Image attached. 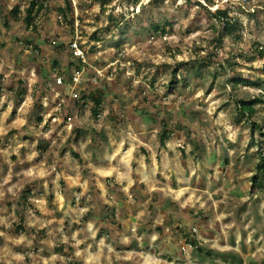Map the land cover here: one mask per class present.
<instances>
[{"label":"rangeland","instance_id":"374dc122","mask_svg":"<svg viewBox=\"0 0 264 264\" xmlns=\"http://www.w3.org/2000/svg\"><path fill=\"white\" fill-rule=\"evenodd\" d=\"M69 1L89 69L76 98L71 27L57 12L65 0L49 1L36 33L22 23L27 0H0V264H264V192L251 190L264 156V56L255 52L264 53V0H213L211 10L232 8L236 32L198 76L186 64L215 34L195 4L204 0ZM41 73L48 93L34 96ZM96 88L109 94L98 118L90 103L72 109ZM254 98L256 114L238 122L235 103ZM165 117L174 133L162 147ZM23 190L32 232L16 235ZM176 227L196 234L195 245Z\"/></svg>","mask_w":264,"mask_h":264},{"label":"trees","instance_id":"16d2710c","mask_svg":"<svg viewBox=\"0 0 264 264\" xmlns=\"http://www.w3.org/2000/svg\"><path fill=\"white\" fill-rule=\"evenodd\" d=\"M141 0H133V6H136ZM205 5H201L198 1H195V4L198 6L199 10L203 13V15H205L207 17V19L213 24L215 31H214V39L211 41V45L212 47L209 49V51H205V55L202 56L201 53H196V55L194 56V58L192 59V61L188 64H186V69L190 70L191 72H193V75L198 76L200 73V68L203 65H207V63H211L213 62L215 59H219L218 58V53L216 52V50H223V39L225 36H231L233 34H235L236 32V20L232 15V8L228 5H218L216 7L215 10H211L212 8H214L215 3L213 0H204ZM28 6H26V8L24 9L25 11V15H24V19L22 20L23 24L26 26V28L34 31V33H36V31L38 30V24L40 21L41 16L45 13H48L49 7H48V3L49 1L47 0H27ZM22 7H20V5L16 6L15 8L12 9L11 14L16 17L19 18L18 21H21V13L24 12ZM72 6H71V2L69 0H65V6L64 8H58L57 12L59 15H61L64 21L69 22L68 24L71 27V36L72 39L69 43V46L72 44V42L74 41V31H75V21L73 19L72 16ZM6 24V23H5ZM169 23H167L168 25ZM6 27L7 24H6ZM152 29L155 33H160V34H165V29L160 28L159 25H153ZM97 33L93 34V40L95 43H97L98 41L95 40ZM95 36V37H94ZM33 44V45H32ZM26 45L27 46H32V49L35 52H38L40 48V46H34V43L30 40L26 41ZM65 46H68L67 44H65ZM79 46V45H78ZM82 49V51L84 50V48L81 46L80 47ZM58 51L59 53H63L65 52V47L63 45H60L58 47ZM255 52L258 53L261 57L264 56V53L262 52V50H258V48L255 49ZM85 53V52H84ZM72 58L73 53H72ZM75 63L71 64V66L75 69V74H80L81 72H83V70H87L89 71V69H87L86 67V63L85 61H83L80 58H75ZM226 66L225 67H220V69L223 70H227V68L230 66V64L228 62L225 63ZM219 65V64H217ZM56 66V68H58V65H54ZM264 74V73H263ZM73 75V76H74ZM175 73H173L171 75L172 78H174ZM3 77L0 76V87H1V81ZM40 79L42 80V84H43V89L39 90L36 89L34 91V96L36 95V93H38L40 96H42V94H46L48 93V79L44 76L43 73L40 74ZM186 78L183 79V81ZM72 80V76L70 78V82ZM235 84L237 83H243L246 86H251V85H255L254 83H251L249 81L246 80H241V81H233ZM19 87H23L22 83H18ZM55 84V82L53 83ZM172 84V83H171ZM260 83H258L259 85ZM55 86H57L55 84ZM59 87V86H57ZM19 89V88H18ZM1 90V88H0ZM140 95L143 94L142 92L139 93ZM16 96L18 97V102H22L23 97L25 96L24 93H22V91H20L19 93L16 92ZM109 94L104 90V89H100V88H96L95 91L89 89L86 92H83L81 95V98L74 100V104H73V108L75 110L76 107L80 108L82 106H85L87 103L92 104V111L91 114L93 117L98 118L99 117V112L100 109L104 103V99L107 97L108 98ZM116 100H121L120 98L116 97L114 98ZM42 101V97L37 98L36 99V104L34 105L35 108H42L41 107V102ZM114 101V100H113ZM125 99L122 98V103L120 108L123 110L126 109L125 104H124ZM261 99L259 98H254V99H242L240 101H237L236 104V111L238 113V122L246 120V121H250L249 119L251 117H253L256 114V110L255 107L261 103ZM150 117V116H149ZM147 117V118H149ZM113 120V119H112ZM116 120H117V124L123 122L122 119H120V116L117 115L116 116ZM149 119H147L148 121ZM151 122V121H149ZM152 123H155V120H152ZM159 143L160 146L164 147L166 143H168L171 140V135L174 133L173 129H172V124L171 121L168 119V117H165L164 119H162V122L159 123ZM256 128H258L260 130V127H258V125H256L255 123H251V130L253 132V130H255ZM257 171H258V175L254 176L251 180V190L256 193L258 192H264V156H261L260 159V163L259 165L256 167ZM27 191L23 190L21 193V197H20V203L19 205H17V209H16V213L18 214L19 220L18 222H16V225H14V232H16V235H21V234H28L32 232V230H28L26 223H25V219L23 216V210H25V208H33V204L30 201V199H28L27 197ZM155 200V199H154ZM153 208V205H150V209ZM111 224H114L113 219L109 221ZM176 230H179V227H176ZM180 233L182 234V239H184L185 243H190L191 246L195 245V241H197L196 239V234H193L191 231L186 234L184 231H182V227L179 230ZM155 233L158 234V236L160 238H164V228L163 227H157L154 231ZM181 238V237H179ZM172 245H173V251H177L179 248V252L182 254V248L181 246H179L180 244V239H176V240H170ZM178 247V248H177ZM62 246L58 247L56 249L57 253H62ZM174 253V252H173ZM171 256V255H170ZM172 257V256H171ZM173 259V258H172Z\"/></svg>","mask_w":264,"mask_h":264},{"label":"built area","instance_id":"2783aa9c","mask_svg":"<svg viewBox=\"0 0 264 264\" xmlns=\"http://www.w3.org/2000/svg\"><path fill=\"white\" fill-rule=\"evenodd\" d=\"M47 1H51V0H47ZM71 49H72V53H73V56L75 58H80L82 59L83 61H85V54L84 52L82 51L81 48H79L78 44L76 41H73V43L70 45ZM54 78H56L54 76ZM80 74H75L73 77H72V80L70 82V89H71V96L76 98V95L75 93H72L74 92L75 88L80 84ZM56 85L57 86H62V87H65L66 84L64 82V80L62 78H57L56 79Z\"/></svg>","mask_w":264,"mask_h":264}]
</instances>
